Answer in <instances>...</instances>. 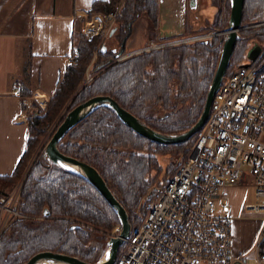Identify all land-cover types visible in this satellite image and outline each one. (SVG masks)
Segmentation results:
<instances>
[{
  "label": "trees",
  "instance_id": "1",
  "mask_svg": "<svg viewBox=\"0 0 264 264\" xmlns=\"http://www.w3.org/2000/svg\"><path fill=\"white\" fill-rule=\"evenodd\" d=\"M211 1L218 10L207 30L224 29L229 21L231 2ZM119 3L114 29L107 36L114 34L120 46L108 51L106 45L101 44L105 38L103 29L92 38L80 36L74 51L76 60L66 67L46 109L34 104L29 110L27 148L12 173L0 174V195H5L7 188L21 180L47 126L67 106L72 109L94 95L113 96L123 107L163 133L184 131L201 115L219 61L222 34L208 40L133 53L108 65L80 88L95 51L94 70L119 56L116 51L122 48L123 40L129 37L132 23L138 17H149L151 29L159 40L170 38L158 32L160 0H94L89 17L96 12L108 14ZM263 19L264 0H245L242 25ZM262 30L264 28L240 31L227 74L241 64L253 42L264 38ZM150 38L155 39L152 35ZM125 51L126 43L121 55ZM27 89H21V93L31 95L32 91ZM36 109L39 114L34 112ZM196 135L197 132L177 143L156 142L123 122L112 107L101 105L68 130L58 146L62 152L88 161L100 171L120 197L134 224V210L162 170L157 153L183 154ZM177 166L170 160L163 179L172 175ZM21 198L19 210L24 216L13 220L0 232V264H26L41 250L96 262L106 251L109 234L107 237L105 232L121 225L116 210L93 184L81 174L52 162L43 150L25 177Z\"/></svg>",
  "mask_w": 264,
  "mask_h": 264
},
{
  "label": "built area",
  "instance_id": "2",
  "mask_svg": "<svg viewBox=\"0 0 264 264\" xmlns=\"http://www.w3.org/2000/svg\"><path fill=\"white\" fill-rule=\"evenodd\" d=\"M113 28L114 22L107 33ZM252 28H264V19L244 24L240 31ZM256 42L261 46L256 59L223 76L207 120L176 171L154 182L141 198L114 264H264V223L252 254L233 253L231 206L225 195L230 187H253L259 202L245 208L264 219V38ZM0 202L11 204L8 211L18 210L10 196H1ZM118 229L109 237L119 235Z\"/></svg>",
  "mask_w": 264,
  "mask_h": 264
},
{
  "label": "crops",
  "instance_id": "3",
  "mask_svg": "<svg viewBox=\"0 0 264 264\" xmlns=\"http://www.w3.org/2000/svg\"><path fill=\"white\" fill-rule=\"evenodd\" d=\"M93 1L0 0V174L14 171L28 144L29 110L34 104L46 109L80 36L90 38L104 27L106 14L96 12L89 17ZM207 4L213 3L196 1L191 9L195 22L200 18L199 9ZM179 19L169 12L161 14V36L182 32ZM143 36L128 50L130 54L146 50V42L155 40L146 32ZM21 89H30L32 94H22ZM241 188L230 187L227 195ZM234 227L233 252H252L259 227L252 236L246 235L248 239Z\"/></svg>",
  "mask_w": 264,
  "mask_h": 264
},
{
  "label": "water",
  "instance_id": "4",
  "mask_svg": "<svg viewBox=\"0 0 264 264\" xmlns=\"http://www.w3.org/2000/svg\"><path fill=\"white\" fill-rule=\"evenodd\" d=\"M163 1L164 0H161V3H163ZM185 1L186 0H182L183 3H185ZM196 1L197 0H189V5L191 9L193 7H196ZM230 2L231 11L229 15V21L227 26L225 27V32L222 37L223 45L219 61L215 70V74L209 87L205 106L197 121L190 128L178 133H163L161 131H158L149 126L145 121L136 116L130 110L123 107L116 98L107 94L94 95L85 100L84 102L77 104L75 107L68 111L63 121L58 125L57 129L54 131L51 138L45 145V154L52 162L61 164L66 168H69L81 174L91 184H93L104 195L106 200L118 213L119 218L121 220V230L119 235L109 237V239L107 240V252L105 251V254L101 257V259L96 262H90L78 256L63 252L53 250H41L32 255L26 262V264H37L41 259L56 260L66 264H114L120 246L124 241V238L127 237L131 232L132 226L129 214L124 204L119 199L118 195H116V193L112 190V188L110 187L106 179L103 177V175L100 173V171L88 161L62 152L58 146V143L68 130L74 127L89 113H91L94 109L101 105H107L112 107L123 122L132 127L141 135L146 136L156 142H182L189 139L192 135L201 130L205 121L207 120L213 97L222 83L223 76L227 73V69L229 67L235 45L240 36L245 0H230ZM126 39L127 38L123 40L122 48L118 52V55L121 57L124 56L121 54L125 49ZM67 163H69L70 165H74L77 168H73Z\"/></svg>",
  "mask_w": 264,
  "mask_h": 264
},
{
  "label": "rangeland",
  "instance_id": "5",
  "mask_svg": "<svg viewBox=\"0 0 264 264\" xmlns=\"http://www.w3.org/2000/svg\"><path fill=\"white\" fill-rule=\"evenodd\" d=\"M174 4H175V6L172 9ZM120 6H121V3H119L117 5V7L112 12L106 14V17H105L106 21L104 23V27L101 28L104 30V34H105V36H104L105 38H103V40L101 41V44L102 43L105 44L106 47L108 48V51H110L113 48L116 50V49H118L117 47L120 46L119 42L116 41L114 34L107 36V34H108L107 32H108L111 24L113 22H115L117 12L119 11ZM159 6H160V17H161L162 13H168V12L170 13L173 10V15L176 16V19L180 18L178 21L179 22L181 21L180 24H181L182 33L181 34H178V32H175V33L173 32V34L168 33V34H166L167 35L166 37H170V38H168L167 40H162V39L159 40V37H157V34L154 33L153 30L151 29V22H150L149 17H147L146 15H142V16L138 17L132 23L130 35H129V37L127 39V43H126L127 49L125 51L124 56L123 57L117 56L112 61L101 66V68L99 67L98 69L94 70V64H95L94 61L96 60L95 56L97 53V51H95L94 57L92 58V60L90 61L89 65L86 69V75H85L84 80L82 81V83L80 85V88H83L85 85H87L95 77V75H97L100 71H102L108 65L112 64L116 60H122V59L126 58L127 56L131 55L130 54L131 52L129 53L128 50L131 49L133 47V45H135L137 43V40L144 38V36H143L144 32L147 33V36L152 35L155 38V40H153L151 42L150 41L146 42L147 45L144 47L148 50V49L161 48L164 46L181 44V43H185V42H189V41L193 42L196 40H203V39L208 40V38H210L211 36H207L206 38H202L201 36L203 34H206V33L220 31L219 29H216V28H212L210 30H207V28L211 27V24L213 23L214 18H215V14L218 10L217 6L214 4H212L211 6H210V4H207V6L201 7L199 9V14H200L199 17L200 18H199V21H197V22H195L197 20V18L195 17V13L191 10V7L189 5V0H186L185 3H183L182 0H164L163 3H161V0H160ZM161 6H162V8H161ZM180 11H181V14H179ZM201 12L203 14H201ZM103 14H105V13H103ZM178 27H179V24H178ZM174 30L175 29L172 28V31H174ZM221 30H224V29H221ZM158 32L160 33V29ZM213 36H215V35H213ZM90 38H92V37H90ZM183 39L187 40V41H185V42L180 41ZM144 41H146V39ZM101 44H100V46H101ZM148 47H150V48H148ZM260 50H261V46L257 42H253L250 45V47L248 48V50L245 54V58L242 60L241 64H248V63H250L251 60L256 59V57L259 55ZM119 51H120V49L117 50L116 53L118 54ZM76 57H77L76 54H74L75 60H76ZM74 59L71 62H73ZM90 76L92 77L91 79L89 78ZM33 107L34 106H32L31 109H33ZM69 110H71V109H69V106H67L66 109L62 112V114H61L62 116L61 115L58 116V118H56L52 124L47 126L46 133L44 134L42 139L39 141L37 147L34 149V154H33L32 158L29 159V162L26 166V170H25L23 176H21V180L19 182H17L15 185L7 188L5 195H2V194L0 195V197L1 196H10V202L13 205H15L18 209L15 211H8V209L11 207V204H6V205L1 206V202H0V232H2V230L4 231V229L8 225H10V223L13 220L20 218L21 216H24L19 210L20 203L18 202V200H16L17 199L16 195L21 194V189H22V187H19V184L20 185L24 184L25 177H26L28 171L30 170L31 166L33 165L35 158L37 157V155L39 154L40 151H42V150L45 151V149H44L45 145L47 144V142L51 138L54 131L57 129L58 125L63 121V119L65 118V116ZM34 112H36V114H37L38 109H36ZM38 114H39V112H38ZM185 155H186V152L183 154H181V152H179L178 154H174L173 156H171V154L169 152L157 153V157H158L159 163L162 167V170H161L160 174L158 175L155 182H160L161 180H163L165 170L167 169V166H168L170 160H173L174 165L177 166L179 164V162L185 157ZM116 195H118V194H116ZM225 195L229 199L230 206L232 205V211L230 210V215H231V220H232L231 225H232V228L235 225V227H234L235 232H237V233L239 232L240 236L243 238L248 233L251 234V236H252V234L258 229V227H259V230H261L263 223H264V219H263L262 214L256 213L253 210L245 208L246 204L259 202V199L256 197L255 190L253 187H246V188L244 187V188L237 189V190H231L229 192V196L227 195V191H226ZM20 198H21V195H20ZM119 199H120V197H119ZM15 201L17 203H15ZM1 208L4 211L5 217H4V215L1 216V214H2ZM135 217H136V213L134 210V217L133 218H135ZM135 221L138 222V219ZM117 228H119L118 231L121 230V225L120 224L117 225ZM112 230L105 232L107 237H108L109 232H112ZM259 230H258V232H259ZM101 231H104V230H101ZM232 231H233V229H232ZM247 239H248V237H247ZM105 248L107 250V248H108L107 244H106ZM233 253L237 254L235 252H233ZM248 254H252V252H249ZM247 264H255V261L250 260Z\"/></svg>",
  "mask_w": 264,
  "mask_h": 264
},
{
  "label": "bare ground",
  "instance_id": "6",
  "mask_svg": "<svg viewBox=\"0 0 264 264\" xmlns=\"http://www.w3.org/2000/svg\"><path fill=\"white\" fill-rule=\"evenodd\" d=\"M69 166L73 167V168H77L74 165H70L69 163H67ZM50 263H59V264H66L60 261H56V260H49V259H41L37 264H50Z\"/></svg>",
  "mask_w": 264,
  "mask_h": 264
},
{
  "label": "flooded vegetation",
  "instance_id": "7",
  "mask_svg": "<svg viewBox=\"0 0 264 264\" xmlns=\"http://www.w3.org/2000/svg\"><path fill=\"white\" fill-rule=\"evenodd\" d=\"M174 6H175V4L173 5V7H172V9L174 8ZM192 11H194V10H192ZM195 12V11H194ZM170 13H172L173 14V10L170 12ZM179 14H181V11L179 12ZM183 17V16H182ZM184 18V17H183ZM182 32H180V33H178V34H181ZM161 35V34H160ZM167 36V35H166Z\"/></svg>",
  "mask_w": 264,
  "mask_h": 264
}]
</instances>
